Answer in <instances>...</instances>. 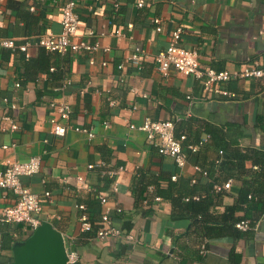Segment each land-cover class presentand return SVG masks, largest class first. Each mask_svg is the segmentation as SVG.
Instances as JSON below:
<instances>
[{"label": "crops", "instance_id": "crops-1", "mask_svg": "<svg viewBox=\"0 0 264 264\" xmlns=\"http://www.w3.org/2000/svg\"><path fill=\"white\" fill-rule=\"evenodd\" d=\"M63 3L4 0L0 37L21 43L43 33H59ZM76 10L80 34L103 46L94 55L95 64L85 52L61 55L33 47L25 58L17 50L4 55L0 50V118L8 114L19 124L15 131H0V169L7 159L42 157L41 170L21 181L39 194L51 192L42 202L41 219L63 233L69 249L78 254L76 264H235L233 246L241 256L238 264H264V212L255 213L250 238L202 239L189 232L190 219L176 217L178 210L157 196L150 182L156 179L160 188L168 189L178 178L195 179L200 172L195 165L217 151L204 146L181 167L161 154L144 131L130 127L148 117L172 119L176 125L195 118L203 135L204 123L217 127L227 142L241 149L264 151V77L231 79L227 87L237 98L225 99L209 96L194 76L175 70L163 76L152 58L141 68L127 61L137 46L151 55L167 48L172 32L181 28L180 44L197 51L203 66L239 70L255 61L264 64V0H78ZM156 17L161 30L153 21ZM122 62L125 66L119 68ZM61 102L72 107L64 136L55 135L50 122L58 117L50 104ZM75 126L91 128L95 136L90 139ZM104 161L108 168H122L109 177L113 183L108 186ZM240 185L232 180L219 212L235 202ZM100 195L107 196L117 227L124 230L132 221L129 232L135 241L100 239L81 230L79 204L85 203L96 216L105 210ZM14 202L13 193L0 188V264L11 262L14 244L29 235L20 225L1 220L3 209ZM204 242L208 252L202 255Z\"/></svg>", "mask_w": 264, "mask_h": 264}, {"label": "built area", "instance_id": "built-area-1", "mask_svg": "<svg viewBox=\"0 0 264 264\" xmlns=\"http://www.w3.org/2000/svg\"><path fill=\"white\" fill-rule=\"evenodd\" d=\"M4 0H0V4ZM57 1V0H52ZM78 0H64L62 6V30L59 33H43L37 37H29L21 43L12 37H0V50L12 49L20 50L24 52L26 58L30 57V49L33 47L44 48L48 52L58 53L66 55L68 53H88L89 63L95 64V54L100 52L103 48L98 40L91 41L86 36L80 34V16L76 10ZM142 6V2L138 3ZM119 3H115L117 9ZM0 8V14H2ZM153 21L157 25V29L161 30L162 27L159 24L160 19L154 18ZM115 33L121 35V29H116ZM89 35L94 34L92 31ZM182 36V29L177 28L172 32L170 38V44L167 48L151 55L147 50L142 47H135L132 53L127 57V61L141 68L145 60L153 59L159 72L163 76L170 74L171 70H175L184 75L194 76L199 82L201 88L209 96L224 97L225 99H236L237 93L227 87V83L231 79L238 78H262L264 77V64L260 61H255L253 65H246L239 70L228 69H216L213 67L203 66L199 60V54L195 50L185 48L180 44ZM109 48H104L108 50ZM103 65H107L106 60L102 61ZM125 63L122 62L118 65L119 68H123ZM19 86V83L16 84ZM51 107L56 109L58 117L51 118L50 122L53 125L52 132L58 136H64L67 133L69 125H66V120L69 119L72 107L67 102L51 103ZM15 107V104H12ZM106 124V123H105ZM131 128H136L144 131L149 141L154 143L158 147V151L161 154L171 156L178 166L183 167L191 154H195L199 151L200 146L203 145L210 135H204L199 143H189L184 145L187 140V135H176V123L172 119H159L154 120L146 118L139 125H130ZM19 129V124L15 118L11 115L4 114L0 118V131H15ZM76 130L84 131L88 134V137L92 139L95 136L94 131L91 128H81L75 126ZM7 148L8 145H3ZM106 168L103 170V175L109 177H115L119 169L108 168L109 164L104 161L102 163ZM42 157L40 155H33L24 161L7 159L5 161L4 168L0 169V188L7 189L15 196V202L6 206L1 215V220L7 223H13L20 225L22 230L31 234L41 223L42 202L45 198L51 196L49 190L39 194L33 191L30 187L25 186L22 181V176H31L38 173L41 170ZM92 167V165H90ZM195 169L202 171V168L196 164ZM206 174V172H204ZM79 180H83V177H78ZM115 183V182H114ZM232 180L229 179L224 184L215 185V189L220 191L222 189H229L231 187ZM101 204L105 207L102 211L101 224L102 227L96 231V236L100 239L107 237H125L128 240H134L135 236L131 232H124L121 228L117 227L110 216L109 200L107 196L100 195ZM79 208L82 210L80 215L81 230L83 232H89L93 229V223L90 220L88 208L85 203H80ZM121 211V208H118ZM240 229H247L248 222L242 221L237 224ZM67 245V242H66ZM201 252L206 254L208 248L206 242L201 246ZM68 264H76L79 257L76 251L69 249L67 245Z\"/></svg>", "mask_w": 264, "mask_h": 264}, {"label": "trees", "instance_id": "trees-1", "mask_svg": "<svg viewBox=\"0 0 264 264\" xmlns=\"http://www.w3.org/2000/svg\"><path fill=\"white\" fill-rule=\"evenodd\" d=\"M17 5L20 7L22 4L17 3ZM11 51L12 49H6L2 53L4 55ZM22 54L26 58L24 52ZM195 124H197V128L194 129ZM203 125L206 126L204 135L208 134L210 138L200 146L199 151L202 147L207 146L215 149L218 154L213 158H207V160L205 158L198 164L202 168L199 175L195 179L182 177L177 181H171L168 189L160 188L156 179L149 181L156 185L157 196L166 198L178 210L176 217L190 219L189 232L196 233L202 239L207 240L231 237L237 241L240 238H250L258 218L254 217L255 213L264 212V151L251 147L241 149L227 142L217 127L204 123ZM200 126L199 120L189 118L180 125H176V135H187L188 138L184 145L199 143L204 137ZM184 127L186 128L185 132L182 131ZM104 179L107 186L113 183V180L107 175L104 176ZM229 179L237 180L241 185L237 190L235 202L226 206L224 211L219 212L217 207L222 203L226 189L217 191L215 185L224 184ZM241 211L244 212L243 215L238 214ZM88 213L93 223V229L86 233L96 234V231L102 227V211L93 216L88 208ZM172 217L175 218V214ZM242 221L248 222L247 229H240L237 226ZM132 226V221L126 222L123 231L129 232ZM201 254L205 255L202 252ZM231 257L235 258V264L239 263L241 256L235 251V246L231 249Z\"/></svg>", "mask_w": 264, "mask_h": 264}, {"label": "water", "instance_id": "water-1", "mask_svg": "<svg viewBox=\"0 0 264 264\" xmlns=\"http://www.w3.org/2000/svg\"><path fill=\"white\" fill-rule=\"evenodd\" d=\"M7 264H68L66 240L47 220L13 246V259Z\"/></svg>", "mask_w": 264, "mask_h": 264}]
</instances>
